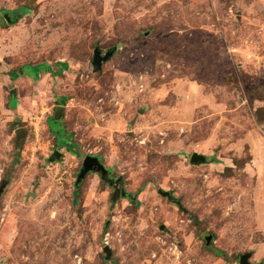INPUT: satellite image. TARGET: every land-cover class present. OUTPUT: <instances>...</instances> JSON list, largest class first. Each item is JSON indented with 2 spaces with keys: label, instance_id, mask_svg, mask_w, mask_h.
<instances>
[{
  "label": "rangeland",
  "instance_id": "rangeland-1",
  "mask_svg": "<svg viewBox=\"0 0 264 264\" xmlns=\"http://www.w3.org/2000/svg\"><path fill=\"white\" fill-rule=\"evenodd\" d=\"M87 156L118 195L77 183ZM246 254L264 264V0H0V264Z\"/></svg>",
  "mask_w": 264,
  "mask_h": 264
},
{
  "label": "water",
  "instance_id": "water-1",
  "mask_svg": "<svg viewBox=\"0 0 264 264\" xmlns=\"http://www.w3.org/2000/svg\"><path fill=\"white\" fill-rule=\"evenodd\" d=\"M7 21L11 23L9 18H7ZM115 52H116V49H112L103 55L100 49H96L94 51V57L92 61L93 71L95 73L100 72L103 64L107 63L114 56ZM61 156L62 155L60 153L55 152L51 160L52 161L59 160ZM206 163H207V158L204 156L194 154L191 158V164L201 165V164H206ZM90 173H94L100 176L103 182H106V180H108V171L104 167V165L101 163L100 159H98L97 157L87 156L84 158L82 167L77 177V183L78 184L81 183L86 178V176ZM109 183L112 186V183L111 182ZM159 194L164 198L172 200V195L170 193L159 191ZM211 242H212V236H208L206 238L207 245H210ZM104 253L106 254L108 259L111 258L112 253H111L110 248L106 247L104 249ZM250 257H251L250 254L243 255L240 258L239 264H249Z\"/></svg>",
  "mask_w": 264,
  "mask_h": 264
},
{
  "label": "flooded vegetation",
  "instance_id": "flooded-vegetation-1",
  "mask_svg": "<svg viewBox=\"0 0 264 264\" xmlns=\"http://www.w3.org/2000/svg\"><path fill=\"white\" fill-rule=\"evenodd\" d=\"M52 119H53V123H55V125L59 126L60 121H61L59 119V117H56L55 119L52 117ZM111 180H113V179L111 177V173L109 172L108 173V180H106V183L111 182L112 183V186H110V188L113 190V192H115L118 195L119 192H120V185L119 184H116L115 182H112Z\"/></svg>",
  "mask_w": 264,
  "mask_h": 264
},
{
  "label": "trees",
  "instance_id": "trees-1",
  "mask_svg": "<svg viewBox=\"0 0 264 264\" xmlns=\"http://www.w3.org/2000/svg\"><path fill=\"white\" fill-rule=\"evenodd\" d=\"M51 121L53 122V119H51ZM53 124H55V123H53ZM51 126V125H50ZM54 131L56 132V134H57V136L59 137V139L61 140V146H66V137H65V135H63V132L61 131V130H59V131H56L55 129H54ZM211 236V235H210ZM217 252V254H220L219 253V251H216ZM215 252V253H216Z\"/></svg>",
  "mask_w": 264,
  "mask_h": 264
},
{
  "label": "crops",
  "instance_id": "crops-1",
  "mask_svg": "<svg viewBox=\"0 0 264 264\" xmlns=\"http://www.w3.org/2000/svg\"><path fill=\"white\" fill-rule=\"evenodd\" d=\"M40 74V73H39Z\"/></svg>",
  "mask_w": 264,
  "mask_h": 264
}]
</instances>
